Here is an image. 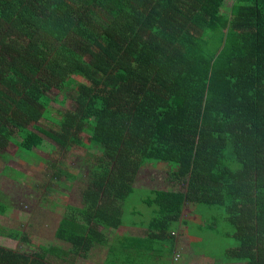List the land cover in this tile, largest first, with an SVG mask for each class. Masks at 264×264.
<instances>
[{
  "label": "trees",
  "instance_id": "16d2710c",
  "mask_svg": "<svg viewBox=\"0 0 264 264\" xmlns=\"http://www.w3.org/2000/svg\"><path fill=\"white\" fill-rule=\"evenodd\" d=\"M59 97L74 106L52 115ZM45 139L95 148L99 163L54 231L68 247L0 246V264H74L97 248L102 264H179L186 207L194 249L227 236L220 264H264V0H0V155L10 144L31 155ZM151 162L184 190L143 189L149 218L124 225ZM120 227L142 232L108 245ZM0 236L27 242L1 225Z\"/></svg>",
  "mask_w": 264,
  "mask_h": 264
},
{
  "label": "rangeland",
  "instance_id": "374dc122",
  "mask_svg": "<svg viewBox=\"0 0 264 264\" xmlns=\"http://www.w3.org/2000/svg\"><path fill=\"white\" fill-rule=\"evenodd\" d=\"M229 5L230 1H227L226 6ZM55 94L56 92L53 91L50 96L54 97ZM60 101L61 97L57 102L54 101L50 104L52 115L55 112L63 113L66 110H71L74 106L70 98L65 99L63 103ZM39 125L45 127L42 122ZM100 157V152L95 148L72 147L64 150L48 139H45L43 148L34 149L31 155L18 152L12 144L3 150L0 155V200L7 205L8 210L3 216H0V225L9 230L21 232L26 236L27 242L12 239L7 241L8 238L0 236V245L22 253L35 251L36 246L39 245L59 246L66 249L67 244L55 240L54 231L66 206H82L81 192L87 185L92 167L99 163ZM59 170L73 172L77 177L72 180L68 179L66 175L57 176L56 173ZM166 172V164H155L154 162L138 171L134 187L139 190L135 191L124 203V225L149 218L152 209L141 202V198L146 195L143 189H147L146 191L184 190V185L169 180ZM133 211L135 213H132ZM193 217L189 208L186 207L181 216V222L176 226L179 231L174 232L176 248H179L182 256L179 264L185 262L187 264H220L223 259V250L234 246L233 239L227 236L215 237L207 233L204 234L205 238L202 236L198 238L196 241L198 246L194 249V246L190 244L191 239L184 237L182 233L185 229L187 232L188 229L182 222L183 219L191 222L194 226L197 219L195 220ZM197 217L198 221L213 223V220L207 215L203 218ZM218 218L221 220L220 217ZM219 227L224 230V233L229 232L225 223L220 222ZM228 227L230 226L228 225ZM126 231L130 235H141L142 232V230L128 228L125 230L127 234ZM120 233L125 234L124 229L107 232L109 241H111V237ZM208 250L212 251L214 258H208L206 254ZM103 255H105L103 249L97 248L94 256L85 260L78 259L77 261L76 259L74 264H102ZM165 257H162L163 261L158 264H164ZM215 258L218 261L215 262ZM142 261V264L150 263L148 260Z\"/></svg>",
  "mask_w": 264,
  "mask_h": 264
},
{
  "label": "crops",
  "instance_id": "0c3cea01",
  "mask_svg": "<svg viewBox=\"0 0 264 264\" xmlns=\"http://www.w3.org/2000/svg\"><path fill=\"white\" fill-rule=\"evenodd\" d=\"M58 225V224H57ZM121 229H124V233H125V230L127 229L126 227H120V228H118L117 230H121ZM129 229V228H128ZM116 230V231H117ZM133 230H136V229H133ZM127 232V234L125 233V234H123L122 235V233H120L119 235L120 236H124V235H130V234H128V231H126ZM133 235V234H132ZM132 235H130V236H132ZM112 239H111V241H109L110 239H109V237H108V241H107V244L108 245H110L111 244V242H112V240L115 238V236H113V237H111ZM10 239H8L7 241H9ZM11 241V240H10ZM1 246V245H0ZM105 258V257H104ZM78 261V260H77Z\"/></svg>",
  "mask_w": 264,
  "mask_h": 264
}]
</instances>
